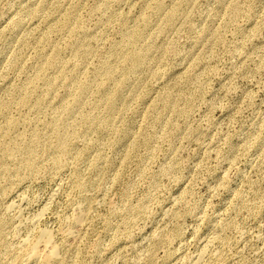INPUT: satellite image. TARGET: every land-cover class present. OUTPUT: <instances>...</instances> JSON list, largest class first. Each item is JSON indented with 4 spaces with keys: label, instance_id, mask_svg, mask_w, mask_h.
Segmentation results:
<instances>
[{
    "label": "rangeland",
    "instance_id": "374dc122",
    "mask_svg": "<svg viewBox=\"0 0 264 264\" xmlns=\"http://www.w3.org/2000/svg\"><path fill=\"white\" fill-rule=\"evenodd\" d=\"M42 229L54 264H264V0H0V264Z\"/></svg>",
    "mask_w": 264,
    "mask_h": 264
},
{
    "label": "bare ground",
    "instance_id": "6f19581e",
    "mask_svg": "<svg viewBox=\"0 0 264 264\" xmlns=\"http://www.w3.org/2000/svg\"><path fill=\"white\" fill-rule=\"evenodd\" d=\"M59 7H58V9H59ZM159 8H160V5L158 4L157 9H159ZM175 11H177V9ZM175 11L172 12L170 19H172L174 17ZM75 12H76V9H75ZM73 13H74L73 9L69 10V12H66L64 14V17H65L64 22H58V25H53L52 30L53 31H59V30L60 31H66L68 34H70L71 38H73V39L76 38V42L79 44L80 43V37L77 34L78 28L76 27V25L74 23V21L76 20V18H75L76 14L72 15ZM18 29H20V28L18 27ZM126 37H127V41L130 44H132L136 40L137 34L133 33V32H129V33H127ZM83 44H84V40L82 39L81 45H83ZM71 49H74L75 53L78 52V50L76 48H74V45H73V47H71ZM66 50H67L66 48L63 49L59 46H55L54 51L51 53L50 56L43 55V62H44V65L42 66V74L43 75L45 74L47 68H51L55 64H56L55 70L59 69V71L62 73L67 71L68 65H65V58H63V55H62L63 52L64 53L67 52ZM115 52L113 51L112 55H114ZM64 56H65V54H64ZM98 76H99V78H96L93 86L97 87V95L99 97H102V95L105 94V90H106L105 85L110 84V83L114 84V89L120 95L121 90H122L125 82H124V80L115 81V82L112 81L113 80L112 79L113 78V68L110 66V62L105 63V65L98 71ZM45 83H46V88L49 90L51 88L52 83H53L51 77L45 75ZM106 86H108V85H106ZM89 87L90 86L88 85V82L82 83L78 87V94H84L85 92H87L89 90ZM22 92L24 93V96L22 97V99H20V103L26 102L32 96V94L34 92L33 80L30 81V85L28 87L22 88ZM107 92H109V91L106 90V93ZM106 99L108 100V103L110 105V109L113 110L115 105H116L117 95H108V96H106ZM42 101H43V99H42ZM40 102L41 101H39V103ZM57 106H59V103L57 104ZM65 106L69 107L70 110H74V108L77 107V103L74 101L73 103H68ZM65 122L66 121L62 118L61 115L59 116V118L55 119L53 126H52V130L56 133V138H57V128L60 127L61 125L65 124ZM17 123H18V121L16 119L9 120V128L16 127ZM83 123L85 125L91 127L94 122H92L91 119H89L87 116H84L83 117ZM15 147H18V149L24 151V155H25L24 156V162H25V164H27L28 162L31 163V158H33L35 155H37L39 153L38 147L36 145H34L32 142H25L23 145L18 142L17 145H15ZM1 150L3 152H9V149L6 147L1 148ZM60 150L62 152L61 153L62 155H64L66 153V152H64L65 151V145H64V141L62 139H60ZM46 151H48L47 148H46ZM79 157H80V155H79ZM74 178H75L76 185L78 188L84 186V184L80 180V178H82L80 174H76V176ZM38 216H40V215H38ZM80 221H81V218L80 219L79 218L74 219L75 224L79 223ZM44 250H46L48 252V256L45 259H41V256H42L41 252H43ZM59 260H60L59 245L55 241V236H53L52 232H50L48 229H42L39 232L38 237L29 242L27 249L25 250V252H23V255L21 256V264H34V263H37V264H54V263L58 262Z\"/></svg>",
    "mask_w": 264,
    "mask_h": 264
}]
</instances>
